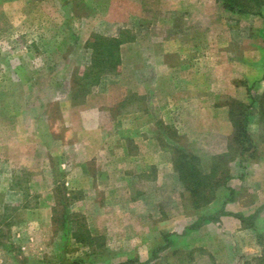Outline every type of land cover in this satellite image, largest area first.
Listing matches in <instances>:
<instances>
[{
    "label": "rangeland",
    "instance_id": "374dc122",
    "mask_svg": "<svg viewBox=\"0 0 264 264\" xmlns=\"http://www.w3.org/2000/svg\"><path fill=\"white\" fill-rule=\"evenodd\" d=\"M155 1L0 0V264H240L262 254L264 139L256 137L264 130L257 115L249 125L255 149L244 164L237 156L226 161L227 186L200 209L179 179L175 149L199 156L204 170L227 153L230 136H189L160 118L153 136L161 151L140 149L152 133L126 113L150 108L157 117L164 106L137 98L146 89L137 77L136 41L164 31L165 18L183 12L179 0H159L156 8ZM202 10L209 14L205 28L219 36L235 29L242 41L264 30V7L261 14L238 13L207 0ZM94 36L123 40L114 71L88 69ZM240 82V93L225 103H247L250 86L251 93L264 92L262 85ZM223 206L257 216L187 229Z\"/></svg>",
    "mask_w": 264,
    "mask_h": 264
},
{
    "label": "crops",
    "instance_id": "0c3cea01",
    "mask_svg": "<svg viewBox=\"0 0 264 264\" xmlns=\"http://www.w3.org/2000/svg\"><path fill=\"white\" fill-rule=\"evenodd\" d=\"M179 1L183 12L175 15L171 13L170 18H165L169 23L164 25V31L156 34L148 32L136 41L137 77L146 89L138 93L137 98L159 109L163 105L164 110L157 117L150 108L138 109L126 115L136 114L144 120L142 132L152 133V136H144L140 149L148 145L151 153L162 149L160 141L153 136L156 121L159 124L161 119L165 124L179 125L189 136L210 132L225 138L231 136L233 125L225 98L237 97L243 85L240 80L243 78L252 84L257 80L255 84L264 87V30L248 33L242 41L240 33L235 29L221 30L219 36V31H209L203 24L209 16L207 11L202 10L207 0ZM160 2L158 0L151 5L156 8ZM188 3L194 5L184 8ZM142 12L146 13L145 8ZM158 34L160 37L154 36ZM261 38L262 43L258 42ZM235 47L240 51L239 56L233 51ZM150 71L154 76L152 83L148 80ZM231 216L224 215L221 218ZM221 218L209 224H218L220 227ZM29 225H22V230ZM68 227L65 223L64 228ZM83 242L86 244V241Z\"/></svg>",
    "mask_w": 264,
    "mask_h": 264
},
{
    "label": "trees",
    "instance_id": "16d2710c",
    "mask_svg": "<svg viewBox=\"0 0 264 264\" xmlns=\"http://www.w3.org/2000/svg\"><path fill=\"white\" fill-rule=\"evenodd\" d=\"M222 6L231 12L247 13V14H261V9L264 7V0H217ZM123 40L117 38H104L94 36L89 42L88 47L92 49L91 64L88 67L98 69V71H114L115 67L120 63V45ZM96 80V79H94ZM92 79V84L95 82ZM257 82L254 81L252 85ZM251 88L248 87L250 95L249 101L246 103L237 99H231L228 102L229 116L233 125V132L230 136L229 148L226 154L216 156L212 159L209 167L202 170V160L194 153L186 151L184 148L178 147L175 149L173 157V164L179 174L181 183L192 197L196 208L200 209L216 199L217 191L220 187H226L231 176L229 175V167L227 160L240 157L241 163L244 164L245 159L250 156L252 150L255 149V139L249 133V125L252 123L256 115L259 124L263 126L264 130V92L259 94L251 93ZM264 134L256 137V141L263 142ZM232 190V189H231ZM231 197V196H230ZM229 197V198H230ZM229 199H225V203ZM223 206L217 212L209 213L199 217L194 223L188 226L187 229L196 230L202 225L210 222H217L221 216L233 215L239 218L242 222H252L257 213L251 216H245L242 213H234L226 211ZM77 233H74V236ZM78 236V235H77ZM81 241H88L91 246L96 242L94 237H81ZM166 246L171 244L170 235L165 234ZM80 241V240H79ZM260 244L263 252L260 256L247 260L240 264H264V240L260 237ZM81 260L74 261L72 264H79ZM147 262H140L139 264H149ZM119 264H135V261L129 260Z\"/></svg>",
    "mask_w": 264,
    "mask_h": 264
}]
</instances>
